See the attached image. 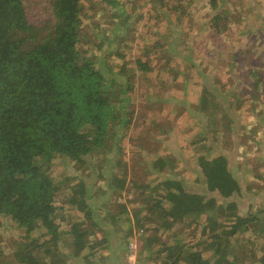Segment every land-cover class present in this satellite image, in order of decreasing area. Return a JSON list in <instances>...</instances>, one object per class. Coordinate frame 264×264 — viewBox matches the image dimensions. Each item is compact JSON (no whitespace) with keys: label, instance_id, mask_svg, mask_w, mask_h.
<instances>
[{"label":"rangeland","instance_id":"obj_1","mask_svg":"<svg viewBox=\"0 0 264 264\" xmlns=\"http://www.w3.org/2000/svg\"><path fill=\"white\" fill-rule=\"evenodd\" d=\"M113 1L117 3L83 0L80 48L97 69L113 73L119 84H130V124L118 129L120 139L110 153L94 155L84 165L62 162L53 167L52 175L63 183L59 195L65 202L76 194L77 185L89 193L88 209L100 223L89 221L86 226L93 227L99 240L110 232L97 255L109 257L102 264H130V242L139 247L132 262L163 264V245L174 244L176 235L177 241L196 245L208 219L177 224L171 230L175 234L160 230L161 215L152 207L155 197L164 194L163 182L179 181L188 192L225 206L216 214L217 228L232 225L234 219L227 220L230 213L244 217L264 206V0ZM213 1L225 10H212ZM25 5L32 25L44 29L54 23L49 0H26ZM222 12L229 28L218 33L212 19ZM117 24L126 27L124 31ZM157 44L158 50H151ZM163 52L172 56L162 59ZM140 58L153 67L151 72L136 69ZM255 70L262 75L258 91L253 90ZM205 87L224 104L218 101L214 125L197 110ZM115 155L120 164L115 165ZM221 155L241 181V192L229 199L205 187L202 158ZM152 163L165 164L164 171H156ZM114 180L124 183L122 192L113 188ZM228 203L236 205L234 211L226 210ZM110 212L115 219L105 221ZM62 215L57 221L62 231L85 217L73 207ZM137 219L144 223V233ZM12 224L5 220L1 232V264H20L15 255L25 239ZM145 235L154 241L148 252L140 246ZM244 237L255 244L240 239L230 251L240 256V264H254L252 255L262 250L264 241L251 234Z\"/></svg>","mask_w":264,"mask_h":264},{"label":"trees","instance_id":"obj_2","mask_svg":"<svg viewBox=\"0 0 264 264\" xmlns=\"http://www.w3.org/2000/svg\"><path fill=\"white\" fill-rule=\"evenodd\" d=\"M25 1L0 0V255L6 220L25 239L18 246L16 263L102 264L109 257L97 255L109 242L110 232L104 239L95 238L93 227L86 226L89 221L95 226L100 223L95 222L88 209L89 193L77 185L73 198L63 201L59 195L63 183L53 177L52 169L62 162L84 165L94 155L110 153L120 139L118 129L130 124V111L126 110L131 102L130 84H119L113 73L97 69L95 61L82 52L83 0H49L54 23L44 29L30 23ZM211 8L225 10L217 6V1L212 2ZM224 12L212 19L218 33L229 28L222 17ZM119 28L124 31L126 27ZM158 46L151 50H158ZM162 56L169 59L172 55L163 52ZM136 69L145 74L153 67L140 58ZM252 77L257 80L253 90L258 91L260 71L255 70ZM213 87L218 89L217 85ZM203 92L197 110L214 125L219 102L223 107L224 104L208 88ZM225 112L228 115V110ZM112 159L115 165L121 163L116 155ZM201 164L206 191L218 193L222 199L241 192V181L226 156L202 158ZM151 165L158 172L164 171L163 163ZM114 181L113 188L122 192L124 183ZM161 187L164 194L155 197L152 207L161 215L160 230L175 234L171 230L177 224L194 223L202 216L208 218L196 245L177 241L178 235H174V244L163 245V264H240V256L230 251L240 239L251 234L264 241V206L244 217L230 213L227 220L234 219L232 225L217 228L216 214L225 206L188 192L179 181L167 180ZM71 207L85 217L73 222L71 230L62 231L57 221ZM235 208V204L228 203L226 210L232 212ZM112 219L115 217L110 212L105 221ZM137 221L144 233V223ZM131 233L132 228L125 235L126 240ZM144 238L140 246L145 252L151 251L154 241L150 236ZM245 241L255 244L251 238ZM261 247L253 253L251 263L264 264V243ZM208 252L210 257L205 256Z\"/></svg>","mask_w":264,"mask_h":264},{"label":"built area","instance_id":"obj_3","mask_svg":"<svg viewBox=\"0 0 264 264\" xmlns=\"http://www.w3.org/2000/svg\"><path fill=\"white\" fill-rule=\"evenodd\" d=\"M135 249H138V246H135L134 243L130 242L129 243V251L131 254L129 256H127L128 259L131 261L130 264H137L136 262H132L134 259V256H132V255L134 254Z\"/></svg>","mask_w":264,"mask_h":264}]
</instances>
